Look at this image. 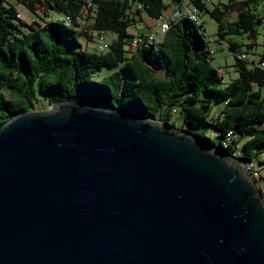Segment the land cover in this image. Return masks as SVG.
Segmentation results:
<instances>
[{
  "label": "water",
  "instance_id": "obj_1",
  "mask_svg": "<svg viewBox=\"0 0 264 264\" xmlns=\"http://www.w3.org/2000/svg\"><path fill=\"white\" fill-rule=\"evenodd\" d=\"M0 264H264V199L218 143L58 101L0 126Z\"/></svg>",
  "mask_w": 264,
  "mask_h": 264
},
{
  "label": "trees",
  "instance_id": "obj_2",
  "mask_svg": "<svg viewBox=\"0 0 264 264\" xmlns=\"http://www.w3.org/2000/svg\"><path fill=\"white\" fill-rule=\"evenodd\" d=\"M17 1L40 20L26 23L13 5L0 0V126L20 113L63 100L171 124L176 114L181 129L205 143L264 164V49L249 61L238 56L239 43L230 41L237 76L224 82L211 66L203 26L187 15L168 23L159 41L131 46L134 36L146 35L137 33L143 20L152 24L164 13L163 0ZM260 1L228 0L211 9L202 0L191 3L217 21L218 42L226 34H246L252 40L248 45L254 46L263 22ZM234 2L242 6L234 9ZM131 27L137 32L130 33ZM99 31L115 38L104 50L96 44L88 50ZM103 68L112 72L94 78ZM208 130L214 131L216 143ZM224 137L227 143H222Z\"/></svg>",
  "mask_w": 264,
  "mask_h": 264
},
{
  "label": "rangeland",
  "instance_id": "obj_3",
  "mask_svg": "<svg viewBox=\"0 0 264 264\" xmlns=\"http://www.w3.org/2000/svg\"><path fill=\"white\" fill-rule=\"evenodd\" d=\"M165 2L167 0H164ZM228 0H211L208 4H206V7L208 9L213 8L215 5H219V7H222L219 3H227ZM3 5H13L15 9L17 10L19 17L25 21L26 23H29L33 20H40L37 15H35L33 12L28 10L23 4L19 3L17 0H2ZM194 6L193 4H191ZM234 9L239 8L242 6V3L240 2H234L233 4ZM258 10H260L263 22L261 24H258L257 26V35H256V44L254 46H249L248 43L252 40L246 35V34H226L224 35L223 39L218 42V23L217 21L210 16L209 12L206 10H198L197 9V20L198 24H201L204 28L203 33L205 37L209 40V47L213 49V53L211 55V66L216 68L223 77L224 82H228L231 78H234L237 76V70L234 65L235 58L234 54L228 49V43L230 41H236L239 43L238 51L244 52L247 56V60H251L252 58H255V60L258 59V54L261 53L264 49V1H260V5L258 7ZM236 11L233 10L231 13V16L229 18H232L235 15ZM128 31L134 32V28L131 27L128 29ZM163 35V34H161ZM156 38L159 39V34H155ZM107 40H110L111 37L107 36ZM82 40V38H81ZM91 42V45H89L88 50L92 51L95 49L94 44ZM93 44V45H92ZM112 72V70L103 68L98 74L94 75V78H100L102 76H105ZM0 91H3V89L0 87ZM49 107V106H48ZM40 108L39 110L47 109ZM172 123L176 128H181L183 125V122L178 118V115L174 114L172 118ZM206 135L210 138H213L214 142H217V139L214 137V131L208 130L206 132ZM235 156H237L235 154ZM238 157V156H237ZM246 162V161H244ZM251 162V161H249ZM257 168H260L262 172H264V164H255Z\"/></svg>",
  "mask_w": 264,
  "mask_h": 264
},
{
  "label": "built area",
  "instance_id": "obj_4",
  "mask_svg": "<svg viewBox=\"0 0 264 264\" xmlns=\"http://www.w3.org/2000/svg\"><path fill=\"white\" fill-rule=\"evenodd\" d=\"M203 3L208 4L209 2H211V0H202ZM178 15H187V17H192L193 22H198L197 20V11L194 10H190L189 8H187V6H185L183 3L181 5V7L175 11L174 13L168 15L163 13L158 19H157V28H156V32H151L148 33L144 36H134L131 42V46H134L135 44L138 43H143V42H151L154 40V35L160 34L161 35V29L164 27L165 23H170L171 21H173L175 19V17H177ZM66 19H68L66 17ZM96 40L98 42V47L100 50H104L107 48L108 46V41L106 39V33L104 31H99L96 34ZM207 41H209L207 39ZM209 50V55H212L213 53V49H211L210 47L208 48ZM240 58L245 59L247 58L246 54L244 52L239 53L238 55ZM260 66H264V63H260ZM222 143H227V138L224 137V139L222 140ZM233 156H235V152L231 153ZM236 157V156H235ZM241 160V159H240ZM243 166L245 167L246 170H248V172L250 173V176L256 181L257 186L260 190V193L262 195V198L264 199V174H262L255 166V162L251 161V162H242Z\"/></svg>",
  "mask_w": 264,
  "mask_h": 264
},
{
  "label": "crops",
  "instance_id": "obj_5",
  "mask_svg": "<svg viewBox=\"0 0 264 264\" xmlns=\"http://www.w3.org/2000/svg\"><path fill=\"white\" fill-rule=\"evenodd\" d=\"M163 2L166 4V9H165L164 13L168 14V15H170V14L174 13L175 11H177L181 7L182 3L185 6H187V8H189L190 10H194L195 9V7L191 5L192 4L191 0H180V1H178V0H175V1L174 0H167L166 2L163 0ZM143 21H144V24L142 23V24H140L138 26V30H137L138 32L134 30V32H131V33L134 34V33L137 32V33L147 34V33H151V32H156V28H157L156 23H157V21L152 23V24H150V23L148 24L147 18H145V20H143ZM148 25H151V26L148 27ZM107 36L111 37L110 40H107L108 43H109V41H111V40H113L115 38L114 34H108V35L106 34V37ZM159 36L160 37L158 39L154 35V40L155 41H159L162 38L163 35L159 34ZM95 42H97L96 37H95ZM96 45L98 46V42L96 43ZM252 60L255 61V58H252ZM262 173L264 174V172H262Z\"/></svg>",
  "mask_w": 264,
  "mask_h": 264
},
{
  "label": "bare ground",
  "instance_id": "obj_6",
  "mask_svg": "<svg viewBox=\"0 0 264 264\" xmlns=\"http://www.w3.org/2000/svg\"><path fill=\"white\" fill-rule=\"evenodd\" d=\"M189 19H191L192 20V17H188ZM193 21V20H192ZM167 28H168V23H165L164 24V27L161 29V34H165V32H166V30H167ZM228 136V135H227ZM228 140V139H227ZM221 149H223V148H221ZM224 150V149H223ZM237 157V156H236ZM237 158H239V157H237ZM242 162H244L243 160H241ZM249 162V161H248Z\"/></svg>",
  "mask_w": 264,
  "mask_h": 264
}]
</instances>
